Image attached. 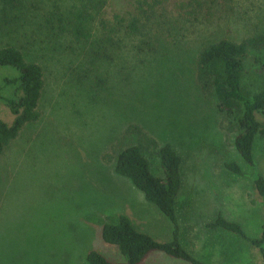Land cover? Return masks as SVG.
Wrapping results in <instances>:
<instances>
[{"label":"rangeland","instance_id":"rangeland-1","mask_svg":"<svg viewBox=\"0 0 264 264\" xmlns=\"http://www.w3.org/2000/svg\"><path fill=\"white\" fill-rule=\"evenodd\" d=\"M261 5L264 0L234 6L223 0H0V47L18 46L27 61L41 63L45 75L39 118L0 152V264H87L92 249L119 260L100 230L121 213L156 239H170L167 217L114 171L117 145L136 143L124 134L130 123L159 143L170 141L181 156L176 211L184 247L208 264H263L248 242L205 224L221 212L247 235L260 234L264 207L253 181L257 172L264 175V145L257 140L256 166H248L220 125V79L211 92H202L190 72L203 45L253 32L256 21L245 12L254 15ZM142 8L163 17L145 23L148 37L134 38L135 44L147 39V45L131 50L128 44L115 62H84V47L56 21L58 13L87 10L95 28L97 13L111 19ZM49 10L54 15L48 22ZM167 52L175 62L162 63ZM13 118L0 101V119ZM146 155L161 175L158 158ZM226 161L238 162L245 175L228 171ZM144 264L188 263L155 253Z\"/></svg>","mask_w":264,"mask_h":264},{"label":"trees","instance_id":"trees-1","mask_svg":"<svg viewBox=\"0 0 264 264\" xmlns=\"http://www.w3.org/2000/svg\"><path fill=\"white\" fill-rule=\"evenodd\" d=\"M3 1L12 4L17 0ZM228 1L234 6L241 0H223L224 3ZM258 7L254 15L253 12H245L249 22H252V18L256 21L255 24L252 22L253 32L242 38L220 37L203 45L197 51L190 69L202 92H211L215 85L214 79H220V95L224 103L219 105V109L225 112L220 125L225 134L233 135L236 151L250 167L256 166L254 148L257 140L264 145V7ZM46 14L48 22L51 21L53 11L49 10ZM65 15L58 13L56 21L77 44L84 47V62L93 64L103 59L115 62L125 55L123 49H127L128 44H131V50H141L142 45H147V39L135 44L134 38L143 33L148 37L149 31L142 32L145 23L151 22V19L160 21L163 17L162 14L151 15L143 8L127 16L115 14L111 19L98 16L97 13L94 28V17L87 10ZM148 39L149 44L153 45V40L150 37ZM168 52L163 54L162 63L164 60L175 62L176 57ZM90 70L91 67H88ZM0 71V101L14 116L11 123L0 119L1 152L27 123L39 118L38 105L45 75L40 62L27 61L25 53L10 43L0 47ZM85 74L83 77L89 78L88 73ZM94 78L102 80L97 76ZM106 83H100V86L104 87ZM88 85L92 87L95 84ZM105 90L108 91L107 87ZM124 134L135 136L136 143L124 147L117 145L114 171L129 179L144 194L145 199L167 217L171 224V237L165 241L158 240L138 229L127 214L121 213L115 221L104 222L100 230L104 243L115 247L121 259H110L99 250L92 249L86 254V263L144 264L151 255L163 253L188 264H208L195 257L180 239L176 199L182 186L181 156L173 143H159L135 123H130ZM147 152L158 158L161 175L151 170ZM224 166L232 173L245 175L242 166L236 161H226ZM253 183L264 207V175L257 172ZM205 227L239 236L258 250L264 264V217L258 236L247 235L240 223L226 218L221 212L206 222Z\"/></svg>","mask_w":264,"mask_h":264}]
</instances>
